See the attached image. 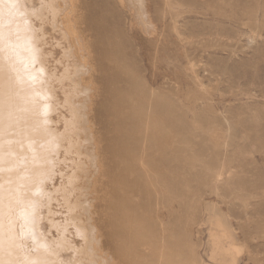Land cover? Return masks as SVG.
Listing matches in <instances>:
<instances>
[{"label": "rangeland", "instance_id": "obj_1", "mask_svg": "<svg viewBox=\"0 0 264 264\" xmlns=\"http://www.w3.org/2000/svg\"><path fill=\"white\" fill-rule=\"evenodd\" d=\"M19 1L54 77V109L23 94L25 123L7 118L8 260L264 264V0H147L150 37L120 0H76L86 95L53 20L59 0ZM10 41L20 38L1 43L3 72L18 65ZM19 62L16 77L34 81Z\"/></svg>", "mask_w": 264, "mask_h": 264}, {"label": "bare ground", "instance_id": "obj_2", "mask_svg": "<svg viewBox=\"0 0 264 264\" xmlns=\"http://www.w3.org/2000/svg\"><path fill=\"white\" fill-rule=\"evenodd\" d=\"M59 1H61L59 3ZM54 6L53 9V20L55 22V27L61 31L64 39H66L68 51L65 52L72 61L74 62L77 69L75 75L80 79L82 74H88L90 71V64L87 62L85 55L86 50L84 47V42L79 35V31L76 29L75 22V13L77 12L75 7L76 0H59ZM121 4L125 9L129 10L132 14L136 23L141 27L142 31L149 36L154 31V27L152 26L151 20L148 15L147 10V0H120ZM16 7V8H15ZM14 8V9H13ZM32 15V11L24 8L19 0H0V46L3 41H9V35H17L20 38L19 47L15 48L14 44L12 46V52L15 53V60H12L15 65L12 70L9 68L8 71L0 70L3 75H0V149L1 146L5 144L4 129L7 125V118L11 114L14 116L13 125L16 126L18 124L25 123V119L22 121L18 117L21 115L20 111L26 112L24 116L28 115V109L23 110L22 98L23 94L27 96L28 99H33L34 96H38L37 99V108L36 110H40L42 107H46L48 109V113L53 112V104L49 102L53 98L54 91L52 90V86L50 85L51 77L50 74L46 71L45 64L43 63V58L37 47V36L34 31L33 26L28 23L29 17ZM9 16V18H8ZM12 16H19L20 18H11ZM78 17V16H77ZM16 19L19 23L16 22ZM80 19V18H79ZM7 20L14 21L13 25H10ZM77 20V19H76ZM53 21V22H54ZM27 22V23H26ZM57 23V25H56ZM78 26V25H77ZM83 34V33H82ZM84 36V35H83ZM151 36V35H150ZM149 36V37H150ZM84 39V38H83ZM14 50V51H13ZM89 51V50H88ZM89 53V52H88ZM29 56V58L27 57ZM4 57H7L6 52L0 51V67L2 65V61ZM91 58V57H90ZM89 58V59H90ZM20 59L22 63L28 61L31 66H33V72L31 75L34 78V81L29 82L25 85L24 82L20 81L16 76L18 74V69L20 66ZM91 60V59H90ZM21 63V65H22ZM36 67V68H35ZM28 69V67H27ZM22 76V75H21ZM20 76V77H21ZM69 77V74H68ZM71 77V76H70ZM69 77V78H70ZM22 79V77H21ZM73 81H76L74 84L76 87H83L82 91L84 93L89 91V87L81 84V79L78 80L75 77ZM75 94V92H74ZM77 95V94H76ZM72 95V96H76ZM73 98V97H72ZM43 99L46 101L44 103ZM48 99V100H47ZM52 101V100H51ZM69 101V100H68ZM11 107L9 108V106ZM72 107L75 109L79 106L77 103L71 101ZM86 106V103L84 107ZM87 107V106H86ZM24 118V117H23ZM30 121V118H29ZM9 125H11V119L9 118ZM62 138H57L56 141L60 143ZM91 143V156L94 159L95 166L97 162V157L95 153V146L93 143L92 135L90 136ZM8 202L6 201L5 196H0V226H6L8 223ZM7 209V210H6ZM91 219V218H90ZM225 223L224 220L218 218L214 225L216 227L221 228V232L227 236H232L230 228ZM92 225V226H91ZM88 227L90 233V248L88 250L93 251L94 245L98 244L97 239V230L92 224ZM92 233V234H91ZM233 244V245H232ZM231 244L230 251H237V246L235 243ZM6 243V236L0 235V264H61V261L57 258H53L52 263L45 262V259H13L12 261L8 260L6 254L8 253ZM91 254V253H90ZM107 257L110 259L109 255Z\"/></svg>", "mask_w": 264, "mask_h": 264}]
</instances>
